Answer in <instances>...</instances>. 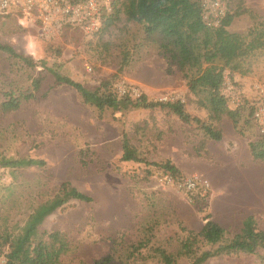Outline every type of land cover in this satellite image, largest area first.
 <instances>
[{"label": "rangeland", "instance_id": "obj_1", "mask_svg": "<svg viewBox=\"0 0 264 264\" xmlns=\"http://www.w3.org/2000/svg\"><path fill=\"white\" fill-rule=\"evenodd\" d=\"M123 1L113 0L100 31L91 36L63 26L48 39L38 25L20 24L14 16L0 18V42L38 62L29 67L0 50V103L9 94L18 97L30 90L32 78L41 77L34 98L21 99L14 110L0 108V158L44 161L42 166L7 167L10 180L0 186V242L9 236L0 245L4 261V254L19 242L23 243L19 257H29L32 247L46 238L45 232L58 229L72 241L58 264H96L107 255L114 264H160L151 248L174 253L188 232L198 231L205 222L203 212L182 192L156 178L157 169L152 176L146 173L152 163L166 159L183 174L208 180L205 211L224 228V242L240 230L248 215L264 230V162L249 152L251 125L243 117L236 127L226 116L211 120L208 110L198 103L200 96L188 91L177 64L162 52L160 37L127 20ZM225 2L229 12L244 7L264 18V0ZM116 9L118 18L106 26ZM251 22L244 13L234 17L227 29L245 33ZM242 63L245 73L226 69V77L253 98V85L264 80V48L254 50ZM47 68L88 88L109 79L113 84H136L149 101L173 96L191 116L220 128L222 137L212 140L196 122L185 123L159 107L129 108L115 114L105 109L98 118L96 109L83 103L74 89L54 85ZM123 133L141 162L120 159ZM201 141L203 146H199ZM74 190L91 200L74 198ZM141 241L147 246L131 255ZM189 262L184 256L177 260V264ZM203 264H264V249L222 254Z\"/></svg>", "mask_w": 264, "mask_h": 264}, {"label": "trees", "instance_id": "obj_2", "mask_svg": "<svg viewBox=\"0 0 264 264\" xmlns=\"http://www.w3.org/2000/svg\"><path fill=\"white\" fill-rule=\"evenodd\" d=\"M122 5V12L127 20L142 24L146 33L157 34L160 37L162 52L171 62L177 64L183 77L187 79L188 91L198 98L200 96L198 103L208 110L211 120L219 121L223 116H226L234 127L237 126L241 117H243V121L249 122L253 129V138L247 142L249 152L253 159L264 162V137L256 134L253 100L243 96L240 105L233 107L220 90L226 69L230 73H245L247 69L243 66V58L256 49L264 48V18L244 7H237L232 12H229L226 7L220 24L211 27L202 19L200 0H124ZM117 12L118 9L108 16L105 22L106 26L118 18ZM244 13H248L252 21L246 32L229 31L227 26L230 25L233 18ZM0 50L19 59L29 67L38 65V62L34 61L30 55L17 52L9 43L0 42ZM40 66L44 67L45 64H40ZM47 69L54 78V85H66L74 89L83 103L96 109L98 118L101 117L105 109H110L115 114L129 108L159 107L175 114L185 123L196 122L204 134L212 140H220L222 137L220 128H214L198 117L191 116L185 110L183 102L179 100L172 102L149 101L144 94L133 98L127 94H120L117 90V85L129 83L113 84L109 79H102L96 87L88 88L80 81L74 80L54 68ZM31 85L30 90L22 92L18 97L9 94L8 98L0 103L1 110L17 109L21 99L34 98L35 92L41 85L40 75L32 78ZM203 145L204 141H201L199 146ZM120 159L122 161H142L125 133L121 136ZM31 165L42 166L44 161L34 158H0V166L6 168L16 169ZM152 165L154 166L146 169L149 176H152L154 169L171 173L174 176L183 174L169 159L160 163H152ZM71 194L80 201L91 200L89 195L76 190ZM183 194L196 206L198 211L203 212L205 222L198 231L190 230L174 253L162 247L151 248L153 252L151 255L157 256L160 259V264H177V260L183 256L190 258L189 264H203L208 259L222 254L253 253L257 248L264 249V230L256 227L253 216H246L242 220L240 230L231 239L224 242V228L212 220L211 215L205 211L209 192L206 196ZM45 235L46 238L43 241L32 247L29 257H19L23 251V243L19 242L4 254L5 261L2 264H15L16 260L19 264H58L61 256L71 249L72 241L66 232L58 229L45 232ZM8 241L9 236L5 235L2 237L0 245L6 244ZM147 244V242H139L133 246L130 254L140 253V249L146 247ZM203 245H209L210 248L202 249ZM213 246L215 247L211 248ZM96 264H114V259L111 255H107L96 260Z\"/></svg>", "mask_w": 264, "mask_h": 264}, {"label": "built area", "instance_id": "obj_3", "mask_svg": "<svg viewBox=\"0 0 264 264\" xmlns=\"http://www.w3.org/2000/svg\"><path fill=\"white\" fill-rule=\"evenodd\" d=\"M112 2L113 0H0V16H14L20 24L38 25L45 37L55 36L63 26L76 28L85 36H91L100 31L105 16L112 11ZM200 7L203 21L211 27L218 26L226 12L225 0H200ZM227 73L228 71H224L220 90L231 106L238 107L243 96L249 97L226 77ZM252 89L254 96L250 99L254 104L255 130L257 135L264 137V82L255 83ZM117 90L120 94L133 98L143 94L140 87L133 83L117 85ZM158 100L172 102L174 98L161 95ZM155 176L163 184L173 186L188 195L206 196L210 192V183L198 174L174 176L157 170ZM9 180L7 168L0 166V186ZM3 262L4 259H0V264Z\"/></svg>", "mask_w": 264, "mask_h": 264}]
</instances>
